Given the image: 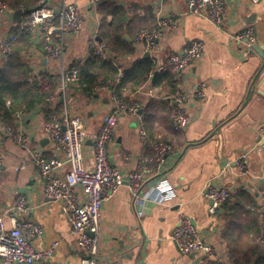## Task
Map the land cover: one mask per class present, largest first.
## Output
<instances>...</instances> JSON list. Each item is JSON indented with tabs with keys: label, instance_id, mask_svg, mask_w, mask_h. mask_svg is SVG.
Instances as JSON below:
<instances>
[{
	"label": "crops",
	"instance_id": "crops-1",
	"mask_svg": "<svg viewBox=\"0 0 264 264\" xmlns=\"http://www.w3.org/2000/svg\"><path fill=\"white\" fill-rule=\"evenodd\" d=\"M113 1L144 24L150 21L149 15L155 27L159 19L171 20L174 31L164 32L158 51L150 54L155 68L168 55L180 52L189 41L203 44L202 57L176 77L177 87L187 93L194 91L198 83H204L205 99L190 100L187 104L189 121L184 128L175 131L168 103L163 100L170 94L154 88L151 76L135 91L126 90L119 95L108 86L96 89L89 99L70 91L72 83L67 84L63 98L58 92V100L14 117L8 126L14 131V138L4 137L0 141V215L7 228L11 226V218L38 225L42 229L41 237L28 236L34 249H47L56 244L49 259L34 264H80L82 254L70 223L61 213L60 203L45 197L32 155L38 153L50 158L58 154L52 151L42 133L47 121L45 110L60 118L65 114L78 116L84 122L86 133L94 134L113 110L111 96L116 94L124 102L137 104L139 111L136 116L118 115L117 127L108 145L110 162L125 176L137 164L148 160L150 146L139 136V129L143 128L151 142H166L173 148L164 177L174 189V197L165 203L143 201L139 205L127 188L121 186L102 207L99 264H231L224 232L228 228L239 231L242 208L256 213L264 211V138L258 133L264 124V68L261 69L262 62L256 54L231 42L230 37L253 27L256 45L264 50V0H224L225 17L221 28L191 14L187 0ZM61 3L62 0H52L51 7L57 9ZM66 3L82 8L81 31L66 38L63 56L55 61L45 58L40 39L28 38L30 49L22 60L35 73L56 76L62 68L75 67L93 53L91 43L97 42L100 27L98 5L90 6L87 0H66ZM4 30L12 31L10 26H5ZM135 38L132 54L117 59L110 56L122 73L145 60L147 51ZM121 152L127 155V160L121 157ZM244 152H248L249 175L239 177L234 160ZM82 153L84 166L90 169V141L85 142ZM153 183V180L147 182L141 194L149 193ZM210 186H223L235 195L217 215L209 214L210 202L203 197L204 190ZM18 197L25 200L23 212L13 208ZM236 197L239 203L235 202ZM137 211L142 213L141 217L137 216ZM181 217L191 219L202 242L214 248L212 258L202 253L179 252L170 236ZM0 264H3L1 260Z\"/></svg>",
	"mask_w": 264,
	"mask_h": 264
},
{
	"label": "built area",
	"instance_id": "built-area-1",
	"mask_svg": "<svg viewBox=\"0 0 264 264\" xmlns=\"http://www.w3.org/2000/svg\"><path fill=\"white\" fill-rule=\"evenodd\" d=\"M100 1L87 0L88 5L93 7ZM51 3L52 0H38L32 10L26 14L23 12L19 24H12L13 12L0 0L1 63L18 37L40 39L47 60L55 61L63 56L66 38L81 31L82 8L62 0L61 5L53 9ZM187 4L191 14L207 20L217 28L224 25V0H187ZM5 26H10L12 31L4 30ZM174 29L169 18L159 19L153 30H142L136 36L135 42L143 43L145 51L152 54L158 51L159 40L164 32L171 33ZM230 41L237 42L251 51L257 43L255 29L248 27L230 37ZM91 48L97 58L111 59L103 45L94 41L91 43ZM203 48L200 41H189L180 52L168 55L165 61L155 68V73L171 71L181 75L202 57ZM77 76L76 67L62 68L54 76L59 81L58 92L62 98L67 84L76 82ZM121 77L122 71L118 69L117 79ZM111 83L107 81L100 88L107 89ZM195 88L194 91L187 93L176 87L173 93L163 98L168 103L170 119L175 131L184 128L189 121L187 104L190 100L205 99L204 83H198ZM58 98L59 96H53L46 102L56 101ZM111 99L114 103L113 110L104 117L99 130L94 134L86 133L84 122L78 116L65 114L60 118L52 115L44 122L42 133L51 144L52 151L58 154L50 158L38 153L32 155V163L38 170L45 197L60 203V211L70 223L71 233L76 237L78 250L82 254L80 264H99L102 207L121 186L127 188L139 205L143 201L154 204L165 203L174 197V189L164 177V173L168 171L173 148L166 142H151L143 128L139 129V136L144 144L150 146L148 160L144 164H137L125 176L110 162L108 145L114 136L118 115L136 116L139 111L137 104L124 102L116 94H112ZM19 115L16 114L14 117L18 118ZM258 133L264 138V124L260 126ZM4 137L14 138V131L6 125H1L0 141ZM18 141L20 142L21 138ZM86 141L92 143L90 169L85 168L82 153ZM121 157L124 160L128 159L123 152ZM1 162L0 158V165ZM234 165L239 177H247L248 152L238 154ZM151 180L154 181L152 189L144 196L141 191ZM203 197L210 202L209 214L217 215L233 197V193L223 186H210L204 190ZM25 204L24 198L18 197L13 208L23 212ZM137 216L141 217L142 213L137 211ZM10 222L11 226L7 228L4 217L0 215V260L3 264H34L46 261L52 256L56 244H52L47 249H34L28 241V236L41 237L42 229L38 225L18 221L15 218H11ZM170 240L182 254L202 253L206 258H212L215 253L210 244L202 242L195 224L188 217H181L178 220Z\"/></svg>",
	"mask_w": 264,
	"mask_h": 264
},
{
	"label": "trees",
	"instance_id": "trees-1",
	"mask_svg": "<svg viewBox=\"0 0 264 264\" xmlns=\"http://www.w3.org/2000/svg\"><path fill=\"white\" fill-rule=\"evenodd\" d=\"M1 1L11 12L22 10L26 14L36 6L38 0ZM97 5L100 18L97 33L99 44L103 45L114 59L132 54L133 39L142 30L155 27L154 22L150 23L151 15L148 17L150 21L144 24L137 16H131L130 12L116 1L101 0ZM107 18H110V21H107ZM147 25L151 26L146 27ZM29 49V39L18 37L0 65V122L6 126H11L16 114L30 113L51 97L58 96L57 77L44 72L35 73L30 65L22 60L23 54ZM75 67L78 70L77 81L72 83L69 89L87 99L107 81L112 82L110 87L119 95L126 90L135 91L146 83L150 76L154 88L171 94L177 87L176 74L171 71L155 73L153 59L138 61L131 69L124 71L119 79L118 69L113 61L101 60L94 53L85 62L75 64ZM52 113L50 110L44 111L46 120ZM235 202L239 203L238 197ZM239 210L240 207L237 211ZM240 211H243V221L237 225L240 227L239 231L228 228L223 234L229 260L231 264H264V211L256 213L247 208Z\"/></svg>",
	"mask_w": 264,
	"mask_h": 264
},
{
	"label": "water",
	"instance_id": "water-1",
	"mask_svg": "<svg viewBox=\"0 0 264 264\" xmlns=\"http://www.w3.org/2000/svg\"><path fill=\"white\" fill-rule=\"evenodd\" d=\"M23 18V11L22 10H17L12 13L11 16V23L12 24H19L22 21ZM96 41L100 43L99 37H96ZM251 53L256 54L260 60H261V69L264 68V50L261 51L257 45H254L251 49ZM150 58V53H145L144 59H149ZM263 211V209L261 210Z\"/></svg>",
	"mask_w": 264,
	"mask_h": 264
},
{
	"label": "rangeland",
	"instance_id": "rangeland-1",
	"mask_svg": "<svg viewBox=\"0 0 264 264\" xmlns=\"http://www.w3.org/2000/svg\"><path fill=\"white\" fill-rule=\"evenodd\" d=\"M83 118V117H82ZM258 212V211H257Z\"/></svg>",
	"mask_w": 264,
	"mask_h": 264
}]
</instances>
